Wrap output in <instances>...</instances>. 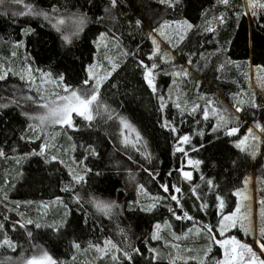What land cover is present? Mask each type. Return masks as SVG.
<instances>
[{"label":"trees","instance_id":"trees-1","mask_svg":"<svg viewBox=\"0 0 264 264\" xmlns=\"http://www.w3.org/2000/svg\"><path fill=\"white\" fill-rule=\"evenodd\" d=\"M181 22L190 26L181 40L153 55L150 33ZM101 33L124 55L90 90L85 69ZM17 43L37 70L93 100L91 119L73 115L60 148L43 150L41 137L28 136L39 98L19 75L0 77V159L22 158L14 171L0 166V264L31 254L77 264L76 249L103 241L116 248L113 264H219L221 251L208 240L250 174L264 264V152L232 145L247 127L264 129V0H0V59ZM184 67L181 94L167 101ZM212 103L220 120L203 116ZM139 188L159 198L149 210L132 207ZM55 201L63 214L34 222L30 207ZM158 224L177 235L200 232L171 259L152 239Z\"/></svg>","mask_w":264,"mask_h":264},{"label":"rangeland","instance_id":"rangeland-1","mask_svg":"<svg viewBox=\"0 0 264 264\" xmlns=\"http://www.w3.org/2000/svg\"><path fill=\"white\" fill-rule=\"evenodd\" d=\"M190 28L186 22L163 24L157 30H153L150 34L152 43L153 55L169 50V47L175 41L181 40L186 31ZM24 45V43L22 44ZM20 43L14 44L12 51L8 57L0 59V77H4L6 73L19 75L26 82L28 87L37 95L40 100L39 114L32 116V123L28 129V136L31 139L41 137L47 150L55 147L60 148L61 141L57 142L60 135L65 132V129L70 128L73 115L84 119H91L90 104L93 97L84 98L75 90L66 88L59 78H54L48 73L37 70L30 64L27 54L23 51ZM124 53L119 47L117 41L112 37L101 33L95 40V52L91 63L86 67V78L89 81L90 90L98 89L101 83L115 69L116 64L123 57ZM162 58V57H161ZM163 58L161 61L165 62ZM187 69L184 67L180 72H174L176 78H180L179 85L174 81L173 87L166 92L165 99L176 103L177 93L181 94L184 78ZM262 74L260 73V76ZM148 84H152L153 76L146 73ZM174 79V78H173ZM179 88H178V87ZM175 87H177L175 89ZM88 88V87H87ZM174 89V90H173ZM203 116L211 114L215 120H220L215 106L206 105L203 108ZM235 131H231L234 133ZM232 145L240 150H249L252 154L264 152V129L260 126H249L245 129L244 134L233 140ZM60 150V149H59ZM64 155L68 158L71 153L72 146L67 145L64 149ZM258 155V157L260 156ZM0 166L5 169V165L11 171L15 170L17 165L22 164V158L0 159ZM70 161V160H69ZM191 162L185 160L182 167L181 176L188 178L191 167ZM74 167V166H73ZM79 167V165H75ZM75 178H79L81 173H73ZM235 198V206L233 210L223 215L216 226V237H211L212 245L217 246L221 251V260L219 264H244L253 260L256 264H261L263 250L257 239V220L260 212L256 207L255 186L253 175L247 176L240 188L233 192ZM159 198L150 196L142 188L137 191L136 199L132 203V207L143 210H149L157 202ZM30 215L34 217V222L41 224L45 218H59V214H63L64 210L60 209L57 202L44 204H34L29 209ZM33 221V220H32ZM41 222V223H39ZM55 222V221H54ZM236 230L240 238H251V241H239L235 235H230V231ZM200 232L198 227H192L190 231L180 235L172 233L166 224L155 225L152 231V239L160 240L162 244L171 251V259L178 258V247L182 240H196L195 237ZM9 244L8 242H6ZM207 246V245H206ZM184 252V251H183ZM257 255H255V254ZM31 254L23 264H52L48 259L34 257ZM117 251L114 245L108 241H103L100 245L88 247L85 249H76L74 262L77 264H95L97 261H105L108 264H113L116 261Z\"/></svg>","mask_w":264,"mask_h":264},{"label":"water","instance_id":"water-1","mask_svg":"<svg viewBox=\"0 0 264 264\" xmlns=\"http://www.w3.org/2000/svg\"><path fill=\"white\" fill-rule=\"evenodd\" d=\"M244 264H256L253 260H250L249 262H246ZM261 264H263V262H261Z\"/></svg>","mask_w":264,"mask_h":264}]
</instances>
